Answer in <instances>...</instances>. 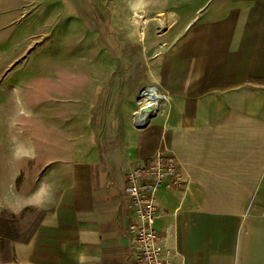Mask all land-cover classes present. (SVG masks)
Returning <instances> with one entry per match:
<instances>
[{"label":"crops","instance_id":"crops-1","mask_svg":"<svg viewBox=\"0 0 264 264\" xmlns=\"http://www.w3.org/2000/svg\"><path fill=\"white\" fill-rule=\"evenodd\" d=\"M105 1L115 22L126 24L115 30L132 36L138 54L147 36L148 81L167 92L168 103L144 127L130 113L115 115L116 144L99 141L96 115L79 129L73 118L65 133L87 142L79 157H72L76 146L67 149L52 214L35 228L28 264H134L126 173L161 147L176 154L182 177L158 190L154 221L160 242L176 251L174 264H264V0ZM136 9L170 23L157 32L151 22L139 35L138 16L130 20ZM6 73L0 88L10 96ZM16 94L19 100L28 87ZM39 105L31 106L37 122ZM10 166L0 160V196Z\"/></svg>","mask_w":264,"mask_h":264},{"label":"rangeland","instance_id":"rangeland-1","mask_svg":"<svg viewBox=\"0 0 264 264\" xmlns=\"http://www.w3.org/2000/svg\"><path fill=\"white\" fill-rule=\"evenodd\" d=\"M113 16L105 0H0V80L10 64L11 82L10 96L0 88V157L11 165L7 191L0 196V216L7 221L5 227L0 221V264H28L35 228L52 214L67 149L76 146L73 158L84 150L86 137H70L68 124L76 118L79 129L94 114V127L102 130L99 141L116 144L113 118L133 117L140 91L150 84L147 66L154 56L147 36L140 39L138 54L132 36L115 30L126 24ZM151 22L157 32L163 30L155 21L146 30ZM117 49L135 55L115 56ZM25 87L29 94L17 100L16 92ZM37 101L38 122L31 107ZM22 136L27 143L20 149Z\"/></svg>","mask_w":264,"mask_h":264},{"label":"built area","instance_id":"built-area-1","mask_svg":"<svg viewBox=\"0 0 264 264\" xmlns=\"http://www.w3.org/2000/svg\"><path fill=\"white\" fill-rule=\"evenodd\" d=\"M136 15L141 26L137 27L139 35H143L149 21L157 22L160 27L166 26L169 21L164 16H148L144 9H136L131 13V22ZM148 89L155 91L158 99L147 101L146 104L145 93ZM139 96V107L133 112V121L137 127H144L151 118L161 115L168 103V95L159 85L150 83L143 87ZM147 106H150L151 110L142 112L141 108ZM139 114L144 115L143 120L137 117ZM177 162L176 154L171 149L161 147L147 164L132 167L126 173V191L135 215V221L128 225V230L132 234L134 264H174L176 251L160 242L159 234L154 229V221L158 215V190L168 183L170 176L176 182L182 180Z\"/></svg>","mask_w":264,"mask_h":264},{"label":"bare ground","instance_id":"bare-ground-1","mask_svg":"<svg viewBox=\"0 0 264 264\" xmlns=\"http://www.w3.org/2000/svg\"><path fill=\"white\" fill-rule=\"evenodd\" d=\"M145 95L147 96L145 99V103L147 101H154L158 99V95L155 93V91L148 89V92L145 93ZM147 104V103H146ZM137 117H139L140 120H143L144 115L143 114H139Z\"/></svg>","mask_w":264,"mask_h":264},{"label":"water","instance_id":"water-1","mask_svg":"<svg viewBox=\"0 0 264 264\" xmlns=\"http://www.w3.org/2000/svg\"><path fill=\"white\" fill-rule=\"evenodd\" d=\"M156 28H158V29L161 28V29L165 30L166 29V26L160 27L159 25H157ZM150 110H151L150 106L141 108V111L142 112H144V111H150Z\"/></svg>","mask_w":264,"mask_h":264},{"label":"trees","instance_id":"trees-1","mask_svg":"<svg viewBox=\"0 0 264 264\" xmlns=\"http://www.w3.org/2000/svg\"><path fill=\"white\" fill-rule=\"evenodd\" d=\"M0 221H1V224L4 225V227H5V224L7 221L5 219H3L2 216H0Z\"/></svg>","mask_w":264,"mask_h":264}]
</instances>
